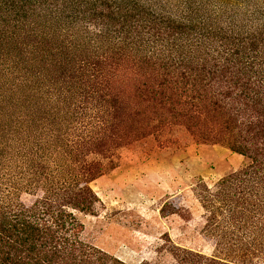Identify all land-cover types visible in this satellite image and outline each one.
Returning <instances> with one entry per match:
<instances>
[{"label": "trees", "instance_id": "trees-1", "mask_svg": "<svg viewBox=\"0 0 264 264\" xmlns=\"http://www.w3.org/2000/svg\"><path fill=\"white\" fill-rule=\"evenodd\" d=\"M162 125L245 161L198 180L214 254L174 264L264 260V0H0V264H127L81 216L104 160Z\"/></svg>", "mask_w": 264, "mask_h": 264}, {"label": "rangeland", "instance_id": "rangeland-1", "mask_svg": "<svg viewBox=\"0 0 264 264\" xmlns=\"http://www.w3.org/2000/svg\"><path fill=\"white\" fill-rule=\"evenodd\" d=\"M117 79L115 87L131 97V71ZM104 163L103 175L91 184L99 201L93 214L81 216L84 241L127 264H174L172 245L214 254L194 187L199 179L211 183L241 168L240 155L196 142L182 125H162L115 149Z\"/></svg>", "mask_w": 264, "mask_h": 264}]
</instances>
